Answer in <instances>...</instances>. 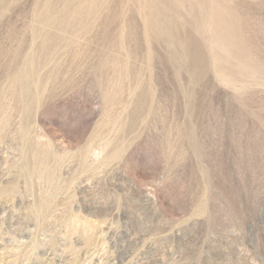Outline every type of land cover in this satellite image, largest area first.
<instances>
[{
	"label": "rangeland",
	"instance_id": "obj_1",
	"mask_svg": "<svg viewBox=\"0 0 264 264\" xmlns=\"http://www.w3.org/2000/svg\"><path fill=\"white\" fill-rule=\"evenodd\" d=\"M0 264H264V0H0Z\"/></svg>",
	"mask_w": 264,
	"mask_h": 264
}]
</instances>
